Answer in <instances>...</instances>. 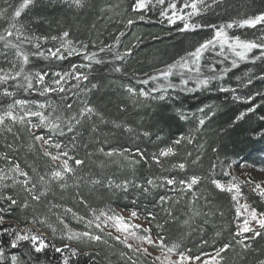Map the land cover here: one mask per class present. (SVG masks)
<instances>
[{
  "label": "trees",
  "instance_id": "obj_1",
  "mask_svg": "<svg viewBox=\"0 0 264 264\" xmlns=\"http://www.w3.org/2000/svg\"><path fill=\"white\" fill-rule=\"evenodd\" d=\"M169 2L183 9L178 15H184L186 20L177 19L169 24L167 18L160 15ZM22 3L23 0H0V11H4L0 16V35L13 43L20 42L15 34L7 36L6 29L13 12ZM184 3L185 0H166L160 5L157 0H150L145 9L134 10L136 0H81L80 6L74 0H32L16 18L17 28L31 38V42L20 44L29 54L25 72L33 76L35 73L46 75L43 85L33 79V87L27 90L23 76L0 83V93L4 89L14 93L11 97L0 96V114L15 99L26 100L29 102L26 109L40 111L53 120L59 117L64 135L42 126L29 133L24 125L8 119L0 125V172L9 177L0 180V217H3L0 264H12L13 256L17 257L18 264H131L134 249L126 247L106 230L97 229L98 221L88 225L89 220H94L93 210L96 215L101 210L112 215L117 209L136 211L146 220V228L136 229L140 235H150L156 241L163 237L165 245L179 244L177 251L192 257L203 259L230 244L231 247L221 253L223 259L217 258L219 264L264 261V236L251 239V233H245L244 236L249 237L245 243L250 247L244 249L236 242L243 237L235 235L244 218L239 200L259 213L264 212V198L253 191V184L236 177L233 181L234 176L229 171L233 162L264 164V79H261L264 77V56L261 55L264 50L252 49L244 60L236 58L226 46L223 54L219 45L206 50L200 61L199 78L215 77L209 79L206 86L197 87L196 73L181 76L179 69L174 70L175 74L167 81L162 77L152 79L211 39L221 25L233 24L232 28L225 29L229 37L264 41V23L255 27L240 23L264 13V0H203V4L197 5V14L191 16L188 13L192 9L183 8ZM129 20L133 23L128 24ZM185 22L199 27L182 31ZM64 32L69 35L63 37ZM69 41L67 48L62 46ZM37 44L39 48L35 47ZM57 49L63 58L50 55L49 50ZM69 49L75 51L69 55ZM37 52L42 55H36ZM15 53L14 48H6L5 42L0 40V75H14L20 70L22 59ZM86 56L93 58L85 59ZM233 60H236L235 67ZM117 68L120 71H116ZM57 73L68 74L61 82L65 91L41 95L43 87H56L53 81L59 79ZM77 74L86 75L88 79L77 80ZM182 79L188 82L182 84ZM168 84L173 87L166 92L152 91ZM129 88L133 89L132 93ZM140 91L150 95L141 96ZM159 95H164L165 99H158ZM85 107L94 111L90 116L81 117L79 114ZM250 108L254 111L249 112ZM14 111L23 114L19 106ZM241 113L245 115L237 120ZM30 119L39 124V117ZM201 119L205 121L203 125L199 124ZM69 122L73 125L72 132L67 131ZM8 127L12 128L11 132ZM33 135L51 136L53 142L60 143L73 158L69 164L74 172L66 174L62 181L42 184L39 177L45 176L48 181V173L61 161L53 162L44 156L42 143L35 141ZM181 137L185 139L175 144ZM169 147L173 148V154L159 157L160 151ZM114 149H127V158L105 155ZM48 151L55 154L57 149L49 147ZM154 155L159 157L160 163L153 160ZM75 159L84 163L76 166ZM181 163L185 165L183 170L178 167ZM14 164L28 173L29 180L36 184L37 193L45 192L40 201H32L20 183H13V178L24 179L9 172ZM193 176L200 178L198 183L190 191H180L179 181ZM164 178H175V190L164 184ZM149 179L154 185L147 183ZM213 179L225 186L237 183L240 188L237 200L233 201V193L217 189L211 183ZM125 181L127 190L116 187ZM5 196H11L17 203L12 204L3 198ZM162 196L167 198L164 203L160 201ZM26 200L28 207H24ZM66 208L72 211L66 213ZM41 218L46 219V223L36 222ZM84 231L101 235L103 239L100 242L68 239L70 232ZM18 232H35L48 246L36 252L30 240H20L12 247ZM56 248L62 251L56 252Z\"/></svg>",
  "mask_w": 264,
  "mask_h": 264
},
{
  "label": "snow or ice",
  "instance_id": "obj_2",
  "mask_svg": "<svg viewBox=\"0 0 264 264\" xmlns=\"http://www.w3.org/2000/svg\"><path fill=\"white\" fill-rule=\"evenodd\" d=\"M31 2H32V0H23V3L20 4L19 7H17L15 9V11L13 12L12 17H11V22L9 24V28L6 29L7 36L11 37L15 34L17 40L20 43H13L12 41L7 40L5 35H0V40H3L5 42V47L6 48H8V47L14 48L16 50V53H15L16 56L20 57L22 59V63L20 65V70L16 71L14 75L7 74V73L4 75H0V83H5L8 80H16L17 77L23 76V80L27 82V88L25 90L31 89L33 87V79H35V82L37 84L43 85L44 80H45V75H46L43 73H35V75L33 76L32 74L26 73L25 69H24V65L28 64V62H29V54H26L21 49L20 44L24 43L25 41L31 42V38L25 36L21 28H17V19L16 18L21 16L22 11ZM165 2H166V0H157V3L160 5H164ZM74 3L77 6H80L81 0H74ZM149 3H150V0H136V4L134 5V10L145 9ZM198 4H203V0H191L190 3H188L187 0H185V3L183 4V8H191L192 9L191 13H188V16L197 14V12L199 10L197 7ZM169 10H171V15H168ZM182 11H183V9L178 8L176 3L169 2L167 4V7L163 8L160 11V15L162 17H166L168 20V23L172 24V23H175V21L177 19L186 20V17L184 15H178V13H180ZM3 15H4V11H0V16H3ZM140 18L144 19L143 16H141ZM132 23H133L132 20L128 21V24H132ZM240 23H241V26L247 25L249 27H255L257 24L264 23V13L257 15L255 17H250L248 19H245V20L241 21ZM196 27H199V25H190L189 23L185 22L182 31L188 30L190 28H196ZM232 27H233L232 23L219 26L218 28L215 29L214 35L211 39L204 41L202 44H200L198 47H196L194 49V51L187 53L186 57H182L179 61H176L171 65H168L164 71L160 72L159 77H152V79L157 80V79L162 77L165 81H167L170 76L175 74L174 70L179 69L180 70L179 74L181 76H184L185 73H196L195 79H196L197 87L206 86L209 83V79L215 78L214 76L209 77V78H205V79L199 78V75L201 72L200 61H201V58H202V56L206 50H209L210 48H213L216 45H219L220 53L223 54L225 51V46H226L227 50L229 52H231L239 60L246 59L247 54L249 52H251L252 49L260 48V49L264 50V41H261L258 43V42H254V41L241 40L239 37H229L225 29L226 28H232ZM13 29H15V33L13 32ZM68 35L69 34L67 32L63 33V37H67ZM121 35H123V34H121ZM37 39H45V38H39L38 37ZM52 39L55 40V39H57V37H52ZM117 40H119V37H117ZM68 44H70V41L67 42L66 44L62 45V46L67 48ZM35 47L39 48V44L35 45ZM74 51H75V49H69L68 54L71 55ZM101 51H104V49L102 48ZM49 53L54 58H57V59L63 58L60 55L59 49H57L56 51L49 50ZM35 54L36 55H42V53H39V52H37ZM261 55L264 56V51H262ZM92 58L93 57H89V56L85 57V59H92ZM117 59H121V57L117 56ZM97 62H99V61H97ZM232 64H233V67H235L236 66V60H233ZM14 67H15V65H14ZM73 67L75 68V66H73ZM116 71H120V69L117 68ZM56 75L59 76V79H56L53 81V83L56 85V87L55 88L43 87V90L40 93L41 95H44L48 92H55V91L64 92L65 91V89L61 86V82L65 79V77L68 74L65 73V74L61 75V74L57 73ZM75 78L77 80H80V79L87 80L88 79V77L86 75H83V74H77L75 76ZM261 79H264V77H261ZM144 82L147 83V81H144ZM187 82H188L187 79L181 80L182 84H186ZM249 83H251V81H249ZM74 87H76V85H74ZM92 87H96V86L93 85ZM171 87H173V85H171V84H168L166 87L162 85L159 88L152 89V91H164V92H166L167 89L171 88ZM191 90L192 89H188V91H191ZM221 90L224 91V89H221ZM128 91L130 93H132L133 89L129 88ZM13 95H14V93L8 91L7 89H4L3 92L0 93V96H3V97H11ZM139 95L148 96V95H150V93L145 92V91H140ZM152 98L156 99L157 97H152ZM158 99L164 100L165 96L159 95ZM28 104H29L28 101L21 100V99H15L13 101V103L8 104L7 110L3 114H0V125H4L5 120L8 119V120H11L14 124L20 123V124L24 125L25 129L29 133H31V130L33 128H37V127L42 126L44 128H47L49 131H51L53 133H58L59 135H64L63 126L61 123L58 122L59 117H57L55 120L49 119V117L45 116L40 111H31L30 109H26L25 106ZM17 106H19L20 112H22L23 114H20L19 112L14 111V109H16ZM39 107L43 108L44 105H39ZM93 111L94 110L91 107H85L84 109L81 110L79 115L81 117H84L86 114L90 116L93 113ZM248 111L251 112V111H254V109L250 108V109H248ZM244 115H245V113H241L236 119L239 120V119L243 118ZM30 117H39V124L32 123ZM71 119L76 120L77 124L80 123V120L76 119L75 117H72ZM204 122L205 121L203 119H201L199 121V124L203 125ZM7 130L9 132H11L12 128L8 127ZM67 131L68 132L73 131V125L71 124V122H69V124L67 126ZM145 135H147V133H145ZM32 138L35 141H40L42 143L44 156L49 157L50 160L53 162L61 161L60 164H58L55 168H53L48 173V181H46L45 176L39 177V180L42 184L47 183L49 181H62V180H64L66 174L74 172L73 167L69 164V160H71L73 158L71 156H69V154L66 150H63V147L60 143L53 142V138L51 136L45 137L42 135H33ZM183 139H185V138L181 137L180 139H177L176 141H174V143L179 145ZM188 142L191 143V139H189ZM49 147H54L55 149H57V152L55 154H53L52 152L48 151ZM100 151L103 152V149H100ZM127 152H128L127 149H124L121 151H117L114 149V150H111L109 152H106L105 155L109 156V157L116 156V155L125 156V154ZM173 152H174V150L171 147H169L167 149H163L160 151L159 157L171 155V154H173ZM137 154L141 155V158H143V154L140 153L139 150H137ZM159 157L154 155L153 160L156 163H160ZM125 158H127V156H125ZM83 163H84L83 160L75 159V165L76 166H80ZM178 167L181 170H183L185 168V165L183 163H181L178 165ZM213 167H215V166H213ZM9 172L14 174V176L24 177V179L22 181H16L13 178V183H20L23 186L24 190L30 195L32 201H40L41 197L43 195H45V192L37 193L36 184L32 183L29 180L28 173L24 172L18 164L12 165V167L9 169ZM225 175H228V173H225ZM7 178H9V177L5 176L2 172H0V180H4ZM199 179H200L199 177L193 176L189 180H180L179 181V184L181 185L180 191H182V192L183 191H190L192 189L193 185H196L198 183ZM233 181H235V177L233 178ZM93 183H100V181H93ZM147 183L149 185H154V181L151 179H149L147 181ZM176 183H177V181L175 180V178H164V184H166L168 186H173V190H175L174 186L176 185ZM211 183L214 184L215 187L217 189H219L220 191H227L229 193H233V195H232L233 201L237 200V196L240 194V188H239V185L237 183L231 182L227 186H225L224 184H221L216 179H213L211 181ZM249 183H254V182L249 181ZM164 184H161L160 186H164ZM111 185H112V181L109 180L108 186L111 187ZM127 186H128L127 181H125L123 185H116V187H123L124 190H127ZM61 187H64V185L62 184ZM144 190L148 191L147 188H145ZM253 191H258V194L262 198H264V186H262L260 183H255ZM193 196H195L194 192H193ZM3 198L6 200H10L12 204L17 203V201L15 199H13L11 196H5ZM166 200H167L166 197H164V196L160 197L161 203H164ZM24 207H28V201L27 200L24 203ZM53 207H56V206L53 205ZM242 207L245 209V211L247 213V218H245L243 223L239 226V230L237 231V233L235 235L243 237V238L237 240L236 242L238 244H240L244 249H247L248 247H250V245L245 243V239H249V237L244 236L245 233H251V237H250L251 239H254V238L260 237V236H264V212L258 213L255 208H251L249 210L247 205H243ZM71 211L72 210L70 208L65 209L66 213L71 212ZM93 212H94V220H89L88 225L89 226L92 225L94 223V221H99V222L95 223V227L97 229H100L101 231H103L102 224L105 227L114 225L117 232L127 233V235L125 236L122 243H124L126 245V247H128L129 249H133V245L131 243H128L129 238H133V239L139 240L141 242H147L148 244H154L155 243V241L153 240V238L150 235H145V236L138 235L137 231H135L134 229H140L141 225L130 223L122 215H115V214L109 215L108 213H106L103 210H101L98 215L95 214V210H93ZM237 214L238 215L240 214V208L239 207L237 208ZM73 215H75V214L73 213ZM148 215H149V217L152 216L151 213H149ZM131 217L137 218L138 213L136 211H132ZM57 219L59 220L60 223H62V224L64 223L63 220L60 219L59 216H57ZM78 219L83 220L84 218L78 217ZM2 221H3V217H0V222H2ZM253 221L255 222V224H257L259 226L258 229H255V228L250 226V222H253ZM36 222L44 224V223H46V219L41 218ZM109 222H112V225H109ZM64 227L67 228V225L65 224ZM53 231H55V229H53ZM143 231L148 232L149 230L143 229ZM109 235H111V233H109ZM81 238H86L89 241H94V242H100L103 239V237L101 235H94L89 231H84L82 233L70 232V234L68 235L69 240L81 239ZM114 238L116 240H120L119 235H117ZM158 239L160 241L158 246L162 250L166 248L167 253L175 252L176 255L179 257L178 260L171 261L170 264H190V262L193 260L200 261L199 256L192 257L190 255L185 254L184 252L177 251V249L180 247L179 244L174 243L169 247V246L164 244L163 237H158ZM20 240H30V242L34 246V250L36 252H41V251H43V249L45 247L48 246L45 243V241L38 234L29 236L27 233L20 234L18 232L15 236V239L12 242V247H15L16 242L20 241ZM65 247H68V246L65 245ZM230 247H231L230 244H225L223 247L217 249L215 256L211 257L210 259L204 260L203 264H219V260L217 258L223 259V257L221 256V253L225 252ZM134 250L137 252H140V251H143L145 253L147 252L146 248L141 249V248L137 247ZM55 251L61 252L62 249L56 248ZM2 255H3V252H2V250H0V256H2ZM73 255H75V251H73ZM121 255H123V253ZM11 259H12V264H18L16 256H13ZM157 259H160V257H157ZM164 259H165V261H167L168 257L165 256ZM260 264H264V261H261Z\"/></svg>",
  "mask_w": 264,
  "mask_h": 264
},
{
  "label": "rangeland",
  "instance_id": "obj_3",
  "mask_svg": "<svg viewBox=\"0 0 264 264\" xmlns=\"http://www.w3.org/2000/svg\"><path fill=\"white\" fill-rule=\"evenodd\" d=\"M33 131H35V128H33ZM32 131V132H33ZM60 162V161H59ZM229 171L230 173L236 177L237 179L243 180L246 183H249V181H253L254 183H249L253 184L255 186V183H260L262 186H264V164L262 165H252L250 163H243V162H233L229 166ZM239 205H246L243 203V201L240 199L239 200ZM241 206V213L243 215V221L245 218H247V213L245 209ZM250 210V208H248ZM115 215H122L125 217L126 220H128L132 224H139L141 225L142 228H146L147 222L146 220L140 218L139 216L137 218H132L131 213L123 211L121 209L116 210ZM103 219V218H102ZM99 222V221H98ZM243 223V222H242ZM109 225H112V222H109ZM251 227H257L258 225L255 224V222H250ZM102 227L104 230H106L108 233H111L113 236H120V240L123 241L127 233H120L117 232L116 228L113 226H108L105 227L102 224ZM137 231L136 229H134ZM138 233V231H137ZM29 236L32 235H37L35 232L27 233ZM138 235H140L138 233ZM142 236V235H140ZM152 237V236H151ZM153 238V237H152ZM153 240L155 241L154 244H148L147 242H141L139 240L129 238L128 243H131L133 245V249L139 247L141 249H147V252L140 251L138 253L135 252V250H131L133 252V255L135 256L133 258V261H129L131 264H150L149 260L155 261L156 263L159 264H170L171 261H176L179 259V257L176 255V253H167L166 249H161L159 245V241H156L154 238ZM167 256L168 260L165 261L164 257ZM215 256V253L209 254L203 259H200V261H191L190 264H203L204 260L210 259L211 257ZM157 257H160V259H157ZM65 258V257H63Z\"/></svg>",
  "mask_w": 264,
  "mask_h": 264
}]
</instances>
